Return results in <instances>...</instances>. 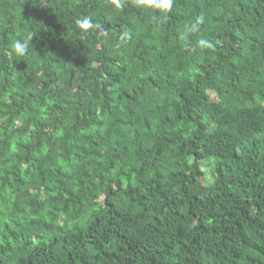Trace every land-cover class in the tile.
<instances>
[{
	"label": "trees",
	"instance_id": "16d2710c",
	"mask_svg": "<svg viewBox=\"0 0 264 264\" xmlns=\"http://www.w3.org/2000/svg\"><path fill=\"white\" fill-rule=\"evenodd\" d=\"M122 3L0 0V264H264V0Z\"/></svg>",
	"mask_w": 264,
	"mask_h": 264
},
{
	"label": "clouds",
	"instance_id": "9594fccd",
	"mask_svg": "<svg viewBox=\"0 0 264 264\" xmlns=\"http://www.w3.org/2000/svg\"><path fill=\"white\" fill-rule=\"evenodd\" d=\"M113 3L117 8H122L123 3L122 0H113ZM136 4L139 7H151L155 9H159L160 11L167 12L170 11L173 5V0H136ZM202 22V18H201ZM77 28L81 29L83 32H87L90 29H98L101 26L99 24H94L89 17H84L82 19H77L75 21ZM196 26L186 25L185 26V34L195 32ZM34 33H29L22 39H15L10 45L9 55L13 57H23L27 54L30 46H32V39ZM199 45L202 48L211 47V44L201 39L199 41Z\"/></svg>",
	"mask_w": 264,
	"mask_h": 264
},
{
	"label": "rangeland",
	"instance_id": "374dc122",
	"mask_svg": "<svg viewBox=\"0 0 264 264\" xmlns=\"http://www.w3.org/2000/svg\"><path fill=\"white\" fill-rule=\"evenodd\" d=\"M211 95H212L213 99H217V96L214 92H211Z\"/></svg>",
	"mask_w": 264,
	"mask_h": 264
}]
</instances>
